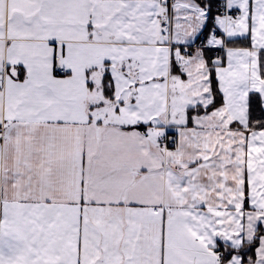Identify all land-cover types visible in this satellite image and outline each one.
I'll return each mask as SVG.
<instances>
[{
  "label": "snow or ice",
  "instance_id": "6c2138e0",
  "mask_svg": "<svg viewBox=\"0 0 264 264\" xmlns=\"http://www.w3.org/2000/svg\"><path fill=\"white\" fill-rule=\"evenodd\" d=\"M0 264H264V0H0Z\"/></svg>",
  "mask_w": 264,
  "mask_h": 264
}]
</instances>
